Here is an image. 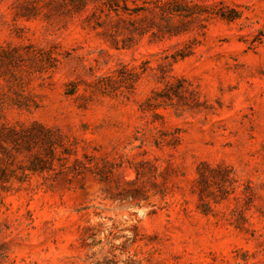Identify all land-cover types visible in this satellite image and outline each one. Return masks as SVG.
<instances>
[{
  "label": "rangeland",
  "instance_id": "obj_1",
  "mask_svg": "<svg viewBox=\"0 0 264 264\" xmlns=\"http://www.w3.org/2000/svg\"><path fill=\"white\" fill-rule=\"evenodd\" d=\"M0 264H264V0H0Z\"/></svg>",
  "mask_w": 264,
  "mask_h": 264
}]
</instances>
